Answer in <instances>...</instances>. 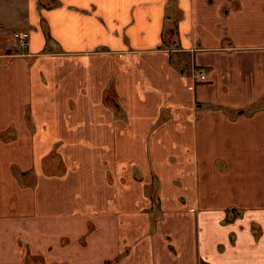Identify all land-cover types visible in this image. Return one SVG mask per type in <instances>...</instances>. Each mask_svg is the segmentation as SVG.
<instances>
[{
  "label": "crops",
  "instance_id": "obj_1",
  "mask_svg": "<svg viewBox=\"0 0 264 264\" xmlns=\"http://www.w3.org/2000/svg\"><path fill=\"white\" fill-rule=\"evenodd\" d=\"M0 264H264V0H0Z\"/></svg>",
  "mask_w": 264,
  "mask_h": 264
},
{
  "label": "trees",
  "instance_id": "obj_2",
  "mask_svg": "<svg viewBox=\"0 0 264 264\" xmlns=\"http://www.w3.org/2000/svg\"><path fill=\"white\" fill-rule=\"evenodd\" d=\"M41 3V4H40ZM42 5V0H39V6ZM52 5H57L56 1L52 2ZM175 20L172 21L171 23H168V25H164L163 28V32H162V44H167V45H177V35L175 32ZM47 42L50 43L51 39L47 38ZM162 46V45H161ZM8 53H12V51L7 50ZM103 103L109 104V105H113L116 102V94L114 92V89L111 85H109L107 87V89L104 91L103 93V97H102ZM116 112H118L116 110ZM54 154V152H53ZM53 154L50 157H46L43 160V174H49L53 173L54 171H48V166L51 165V161L53 158ZM59 167L63 169V165L59 164ZM17 176L20 178L21 182L24 184H33L34 183V179H33V174L31 173H27V172H22V173H18ZM32 176V180L29 179V177ZM152 192L149 193V189L147 191V193H149L150 198L153 202V206L151 207V209H149V213H150V217H151V229H153L154 226V222L157 220V218L160 216V208H159V201L158 198L156 196L155 193V182L152 184ZM150 188V187H148Z\"/></svg>",
  "mask_w": 264,
  "mask_h": 264
},
{
  "label": "built area",
  "instance_id": "obj_3",
  "mask_svg": "<svg viewBox=\"0 0 264 264\" xmlns=\"http://www.w3.org/2000/svg\"><path fill=\"white\" fill-rule=\"evenodd\" d=\"M13 39L16 42V44L19 46L20 49L26 50L29 47V32L20 30V31H14ZM201 78H204V75H201Z\"/></svg>",
  "mask_w": 264,
  "mask_h": 264
},
{
  "label": "rangeland",
  "instance_id": "obj_4",
  "mask_svg": "<svg viewBox=\"0 0 264 264\" xmlns=\"http://www.w3.org/2000/svg\"><path fill=\"white\" fill-rule=\"evenodd\" d=\"M13 29V26L7 25L6 29H5V39L6 42L8 43L9 48H11L10 51H12V53L14 52L15 49H19V46L16 44V42L14 41L13 37H12V33L11 30ZM22 50V49H21ZM32 119V118H29ZM56 148V145H52L51 149L46 153V157H50L54 150ZM28 150V149H27ZM28 153V152H27ZM28 156V155H27Z\"/></svg>",
  "mask_w": 264,
  "mask_h": 264
}]
</instances>
